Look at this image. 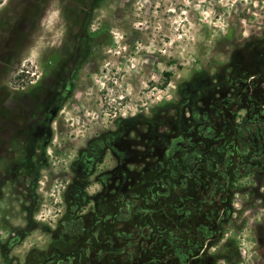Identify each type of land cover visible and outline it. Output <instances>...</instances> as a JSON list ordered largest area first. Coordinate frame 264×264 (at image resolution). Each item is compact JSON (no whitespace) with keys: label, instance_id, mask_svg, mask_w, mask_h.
I'll list each match as a JSON object with an SVG mask.
<instances>
[{"label":"rangeland","instance_id":"rangeland-1","mask_svg":"<svg viewBox=\"0 0 264 264\" xmlns=\"http://www.w3.org/2000/svg\"><path fill=\"white\" fill-rule=\"evenodd\" d=\"M19 6L28 8L24 30L7 47L4 23L20 18ZM262 36L264 0H0V90L13 95L7 105L46 83L59 94L53 106L46 96L36 103L54 132L38 129L37 184L0 202V264H22L29 250L53 239L65 211L64 171L85 139L114 131L116 122L132 124L136 138L168 133L179 122L187 135L195 96L223 98L215 85ZM29 67L40 77L23 87L15 77ZM114 161L108 154L104 163ZM245 210L242 232L230 242L238 250L227 249L216 264H264L256 231L264 208Z\"/></svg>","mask_w":264,"mask_h":264},{"label":"flooded vegetation","instance_id":"flooded-vegetation-1","mask_svg":"<svg viewBox=\"0 0 264 264\" xmlns=\"http://www.w3.org/2000/svg\"><path fill=\"white\" fill-rule=\"evenodd\" d=\"M21 8L14 12L20 18L4 23L7 47L24 30L28 8ZM255 48L215 85L223 98L195 96L187 135L179 122L168 133L136 138L132 124L116 122L114 131L85 139L64 171L65 211L53 239L29 250L22 264H69L70 257L95 264L117 257L126 264H216L242 232L245 209L264 208V36ZM35 76L29 67L15 78L24 87ZM43 86L11 106L13 95L0 90V202L6 192L30 194L38 182V129L54 132L36 103L43 96L47 106L59 100L51 83ZM66 125L73 134L74 123ZM108 154L111 165L104 163ZM256 231L264 238V219Z\"/></svg>","mask_w":264,"mask_h":264},{"label":"trees","instance_id":"trees-1","mask_svg":"<svg viewBox=\"0 0 264 264\" xmlns=\"http://www.w3.org/2000/svg\"><path fill=\"white\" fill-rule=\"evenodd\" d=\"M126 260L127 258H123V257H117V258H113L110 259V263L109 264H126ZM66 261H73L72 263L69 264H95V259H90V258H68L66 259Z\"/></svg>","mask_w":264,"mask_h":264}]
</instances>
